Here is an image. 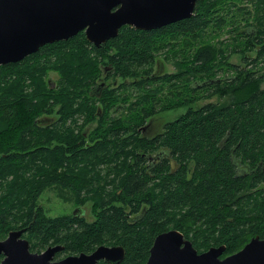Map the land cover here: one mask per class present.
Segmentation results:
<instances>
[{"label":"trees","instance_id":"16d2710c","mask_svg":"<svg viewBox=\"0 0 264 264\" xmlns=\"http://www.w3.org/2000/svg\"><path fill=\"white\" fill-rule=\"evenodd\" d=\"M249 5L264 15V0H199L190 18L156 30L124 26L99 46L79 32L0 65V239L23 229L30 251L58 246L68 256L119 244L120 264L146 263L155 237L169 229L198 253L223 246L221 259L251 238L263 239L264 73L247 68L248 54L242 67L225 64L234 74L215 78L214 61L226 57L210 41L232 26L245 44L230 56L255 51V66L264 57V37L262 21L249 22ZM179 54L185 60L176 63L177 75L167 76L166 63L154 61L163 55L174 63ZM102 60L112 63V73L97 81ZM49 70L60 74L55 92L45 83ZM112 78L120 84L113 87ZM175 79L186 100L158 108L156 93L163 89L151 86ZM200 89L211 91L197 96ZM227 95L225 105L208 101ZM129 102L135 111L107 126L98 120L87 136L52 117L58 105L61 120L80 114L95 121L97 108L107 115ZM184 107L157 133H144L147 120L164 108ZM48 189L66 192L77 205L90 203L94 220L85 219L83 207L75 215L48 216L39 205Z\"/></svg>","mask_w":264,"mask_h":264},{"label":"water","instance_id":"95a60500","mask_svg":"<svg viewBox=\"0 0 264 264\" xmlns=\"http://www.w3.org/2000/svg\"><path fill=\"white\" fill-rule=\"evenodd\" d=\"M197 1L0 0V65L21 61L45 44L67 40L79 32L99 46L114 38L123 26L156 30L190 18ZM38 122L42 124L44 119ZM22 232L12 231L0 241V264H120L124 258L122 247L99 246L90 254L51 261L61 248L31 253ZM224 251L221 246L198 253L182 233L170 230L155 237L145 264H264V238L255 237L221 259Z\"/></svg>","mask_w":264,"mask_h":264},{"label":"rangeland","instance_id":"374dc122","mask_svg":"<svg viewBox=\"0 0 264 264\" xmlns=\"http://www.w3.org/2000/svg\"><path fill=\"white\" fill-rule=\"evenodd\" d=\"M241 5H244L241 4ZM249 9L251 10V15L249 17V22H254V19L257 17L260 19V22L262 21V24L260 23V32H261V36L264 37V15L262 13H259L257 15H255L256 12V8L253 5H249ZM241 24L243 25V22H241ZM124 27V26H123ZM211 44H213L215 46V48L217 49L218 52L222 51L223 52V57L226 58H222L219 56L217 57V59L214 61V73H215V78H222L226 75H231L234 74V71L232 70H227L225 64H236L239 65L240 67L244 66L245 64L243 63L244 58L246 56H248V54L250 55L249 58L247 59V63L249 64V66L247 67L248 69H254V68H258L260 70V72L264 73V57L261 58L256 64L255 66H253L254 64L251 63V58H254L256 56L255 51H250L249 53H238V54H233L230 56V52L232 50H234V48L236 47H240L242 48L245 44V40L243 37L237 35V31H235L233 29L232 26H227L225 27L224 30L219 31L215 37L213 39L210 38ZM171 45V44H169ZM169 47L167 46L166 50L168 51ZM114 51H112L113 53ZM174 52H170V58L173 56ZM161 57H156L154 58V61L161 59L164 61V63H166L165 65V71H166V75L167 76H171V75H177V71L178 68L176 66V63L179 62H183L185 60V55H180L179 54V60H176V62L171 63V62H165V60L163 59V55H160ZM112 63L109 61L104 62L102 60V63H98L97 64V74L94 77V79L98 80H102L103 78H105L108 73H112L111 71L109 72L108 70L111 68ZM155 70V63L153 62V65L151 67V71ZM45 77V83L47 84V87L49 89H51L53 92H55L56 90H58V86L60 83V74L54 70H49L47 71V74L44 76ZM109 81L115 82V85L118 86L119 80L116 78L113 79H109ZM224 82H222L223 85ZM155 85V88H162L163 89V93L162 92H157L156 95L157 96V100L155 102V104L158 106V108H160V106H176L178 104H180L181 102H184L186 100V93L180 90H176L179 86L183 85L182 82H180L179 80L175 79L173 81H158L155 82L151 87L153 88V86ZM264 86V85H263ZM91 88V87H90ZM131 88V87H130ZM153 88V89H155ZM170 91L172 93H170ZM210 90L208 91H203V89L199 90L197 96H201L204 94H207ZM26 93H30L31 90L30 89H26L25 90ZM132 102L135 101V98L131 99ZM208 101H211L213 103H215L216 105H225V103H229L231 101V95H227L226 97H220L219 96H213L211 97ZM90 103V102H89ZM205 101L199 102L198 106H202L204 105ZM53 110H52V115L54 114V117L56 122H65L64 124L66 125V128H70L73 129L74 133H78L80 131H85V136H87L92 129H94L97 126V121L98 120H104V125L107 126V124H111L113 122L122 120V117H124L123 115L130 113V111H135L132 107V104L129 102L127 104L124 105H120L114 108H111L107 115H105L104 113L102 114V116L99 118H96L95 121H90V119L85 118L84 115H80L77 114L75 115L73 118H71L70 116H64L62 117V120L60 119V116L58 114V105H53ZM193 107L195 108L196 106L193 105ZM187 108H179V110L177 111H171V110H166L164 108V111L160 113V115L158 116V118H156L157 120H155L152 123V129L149 131V134H154L157 133L161 127H163L164 125V121H173L175 120L179 115H182L185 110ZM55 112V113H54ZM48 116V115H47ZM96 117V116H95ZM60 119V120H59ZM60 122V123H61ZM85 144H89L88 140L85 141ZM101 167L104 169L105 165L103 164V166L101 165ZM94 187H97L95 184H93ZM102 186V184L100 185ZM39 205L40 207H42L44 209V211H46V214L48 216L51 217H55V216H60V215H71L73 213V211H75V209L77 207H83L84 209H82L85 212V219L88 222H92L94 220L93 214H92V210H91V204L90 203H86V205L84 206H80L77 205L74 201H72L68 194L64 191H58L56 189H51V190H46V192L42 195V197L39 199ZM181 213V212H180ZM175 216L176 218H178L179 213L175 212ZM17 229L14 230H10V231H15ZM172 229H169L167 231H170ZM8 231V233L10 232ZM8 233L6 234V236L4 237V239L8 236ZM252 239V238H251ZM249 239V241L251 240ZM3 240V239H2ZM188 240V239H187ZM35 242H37L36 240H34ZM248 241V242H249ZM102 246L105 247H121V245H117V244H102ZM54 248H61V247H54ZM210 248H217V246H211ZM207 249V250H208ZM60 251H63V249H59ZM205 250V251H207ZM43 251V250H40ZM40 251H34V252H40ZM68 255H66V253L63 252V254H60L59 256H57V260L54 261H58L61 260L65 257H67ZM145 264V263H144Z\"/></svg>","mask_w":264,"mask_h":264},{"label":"flooded vegetation","instance_id":"af4514ba","mask_svg":"<svg viewBox=\"0 0 264 264\" xmlns=\"http://www.w3.org/2000/svg\"><path fill=\"white\" fill-rule=\"evenodd\" d=\"M103 44V43H102ZM163 70V69H162ZM107 85V83L106 82H101V83H99L97 86H101V87H104V86H106ZM96 86V89H93L92 90V92L93 93H98V90H99V87H97ZM116 85H115V82L113 83V87H115ZM97 96H98V94H96ZM96 118H100L101 116H102V111H101V109L100 108H97V111H96ZM156 118H158V117H156ZM155 117L154 118H151L150 120H147V122H146V125H145V127H143L144 128V133H149V131L152 129V123L155 121V120H157ZM160 118V117H159ZM158 118V119H159ZM168 122H171V121H164V124H166V123H168ZM80 212V210L78 209L77 211L75 210V211H73V213H72V215H75L76 213H79ZM22 231H23V229H21ZM15 231H20V230H15ZM10 232H12V231H10ZM9 232V233H10ZM8 233V234H9ZM26 233V232H25ZM25 233H24V231L22 232V235H21V238L22 239H24V240H26L27 242H28V240L24 237V235H25ZM8 237V236H7ZM6 237V238H7ZM5 238V239H6ZM3 240H4V238H3ZM0 241H2V239H0ZM28 244H29V242H28ZM54 247H58V246H50V247H48V248H46V249H40V248H38V247H36V249L35 250H33V251H30V244H29V251L31 252V253H35V254H41V253H43V252H45L46 250H48V249H52V248H54ZM37 249H39V251L40 250H43V251H40V252H34V251H37ZM58 255H60V250L59 251H56V252H54V254L52 255V258H51V261H54V260H57V256ZM3 259V255L2 254H0V262H1V260ZM59 261V260H58Z\"/></svg>","mask_w":264,"mask_h":264},{"label":"bare ground","instance_id":"6f19581e","mask_svg":"<svg viewBox=\"0 0 264 264\" xmlns=\"http://www.w3.org/2000/svg\"><path fill=\"white\" fill-rule=\"evenodd\" d=\"M21 230V229H20Z\"/></svg>","mask_w":264,"mask_h":264}]
</instances>
